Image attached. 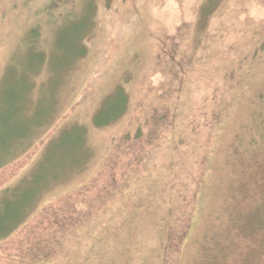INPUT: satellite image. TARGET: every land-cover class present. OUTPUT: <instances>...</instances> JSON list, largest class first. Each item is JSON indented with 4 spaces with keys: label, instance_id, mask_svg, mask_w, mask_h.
<instances>
[{
    "label": "rangeland",
    "instance_id": "rangeland-1",
    "mask_svg": "<svg viewBox=\"0 0 264 264\" xmlns=\"http://www.w3.org/2000/svg\"><path fill=\"white\" fill-rule=\"evenodd\" d=\"M51 1L0 0V264H264V0H70L76 58Z\"/></svg>",
    "mask_w": 264,
    "mask_h": 264
},
{
    "label": "trees",
    "instance_id": "trees-1",
    "mask_svg": "<svg viewBox=\"0 0 264 264\" xmlns=\"http://www.w3.org/2000/svg\"><path fill=\"white\" fill-rule=\"evenodd\" d=\"M51 2H52L51 3L52 5L50 4V7H55V9L58 10L57 12L62 13L60 16H62L65 20L64 24L60 25L58 22L59 20H57L56 16L52 15V18H51L50 17L51 14H48V18L49 17L51 18L50 19L51 21L49 22H51L55 26L54 31H62V33L63 32L64 33H74L76 37L75 39H77L75 58L78 57L79 55H82L85 52V48H86L82 43H80V34L86 28V23H85L84 18H77L71 9H69L68 11H66L67 13H65L64 8L67 9L69 7V6L68 7H65V6L68 4L67 2H71L70 0H58L57 2L56 0H52ZM39 27H40L39 25H35L29 29L31 33L29 35V38L31 39H29L30 42H29L28 48L29 50L33 52V55L29 57L28 60L25 62L27 64V67H26L25 72L22 74V78H21L22 79L21 85H25V88L28 89V92L33 89L32 87H36V88L38 87V81L35 82V78H37V74H38L37 70L42 66V64L43 65L45 64L46 68H48L49 58L53 53H55L53 52L52 54L46 55V51L44 50V48H42V44L45 43L46 38L42 36ZM57 33L58 32H56L55 36L57 35ZM176 64L179 65L178 63ZM3 81H4V78L0 79V86L2 85L4 87L5 83ZM1 92H2V87H0V93ZM123 96L126 97V94ZM12 102L15 105L13 108L14 110L12 112H15L18 109V107L16 106L18 104L17 97L15 99V96H14L12 98ZM114 110H115L114 107L110 108V111H114ZM120 111L114 113L111 119L119 116L121 114ZM11 218L12 217H10L9 219L8 218L0 219V242L8 240L10 235L14 232V227L17 224L16 225L12 224L11 222L14 219H11ZM49 246L55 247L54 244H49ZM45 250L47 249L45 248L44 251Z\"/></svg>",
    "mask_w": 264,
    "mask_h": 264
}]
</instances>
